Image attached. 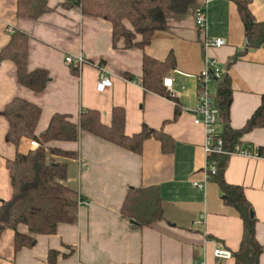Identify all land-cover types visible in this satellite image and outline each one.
I'll use <instances>...</instances> for the list:
<instances>
[{
	"label": "crops",
	"instance_id": "obj_1",
	"mask_svg": "<svg viewBox=\"0 0 264 264\" xmlns=\"http://www.w3.org/2000/svg\"><path fill=\"white\" fill-rule=\"evenodd\" d=\"M62 0H48L56 6ZM256 22L264 24V0H246ZM206 9L205 35L221 37L225 44L205 49L194 22V10ZM164 30L154 32L143 48H125L119 40L112 44L111 24L86 16L76 8L60 6L37 19L19 18L16 0H0V49L10 34V26L29 36V69L48 71L50 81L41 92L19 84L15 64L0 61V202L11 194L6 160L16 151L29 149L22 137L16 148L6 138L8 122L4 105L18 96L41 107L36 134L44 131L55 113L77 122L80 111L96 109L102 123L109 125L115 106L124 108L125 134L132 135L147 126L162 130L174 141L172 151H163L154 137L143 141L139 154L120 147L88 131L74 142L50 144L76 153L56 156L67 162L65 184L90 201L79 206L74 224L60 223L53 234L35 235L33 246L14 248V230L0 235V264H50L48 254L56 252V264H234V258L214 257L216 247L236 251L243 234L238 211L224 202L218 183L208 179L205 165L204 129L193 122L191 109L197 101L198 75L206 57L218 59L230 77L232 102L230 124L242 128L260 105L264 95V42L246 49V30L234 0H195L186 13H171ZM84 53L87 61L66 65L67 54ZM175 66L163 77L172 76L173 92L168 95L146 90L141 84L142 58L147 55L164 61L169 54ZM98 64L106 70L112 85L96 89ZM73 67H77L72 70ZM212 93L215 83H211ZM176 109H178L177 115ZM217 130L221 131L218 123ZM245 149H264V127L245 133L240 140ZM86 165L81 168L79 161ZM224 179L240 185L257 220L255 237L264 245V157L231 154ZM194 182L203 185L199 188ZM129 186L159 188L163 218L137 228L121 214ZM18 232L27 234L24 224ZM259 264H264V250Z\"/></svg>",
	"mask_w": 264,
	"mask_h": 264
},
{
	"label": "trees",
	"instance_id": "obj_2",
	"mask_svg": "<svg viewBox=\"0 0 264 264\" xmlns=\"http://www.w3.org/2000/svg\"><path fill=\"white\" fill-rule=\"evenodd\" d=\"M234 1L249 37V44L228 64L248 47H258L264 42V24L256 22L246 0ZM194 2L195 0H62L56 6H50L48 0H16V15L19 18L37 19L55 10L57 6L64 9L73 7L83 15L110 22L113 46L122 40L125 48L143 49L155 31L167 28V19L171 13H186ZM28 41L26 32L13 28L8 42L0 49V61L11 60L15 64L19 84L34 92H41L50 81V75L42 68L29 69ZM174 66L175 58L171 53L164 61L143 55L142 86L146 90L167 96L162 79ZM76 68L73 67L72 70ZM214 83L213 98L218 109V123L221 125L218 137L223 140V152L207 155V160L216 167V173L211 179L218 183L224 202L238 211L243 222L239 247L231 252L234 264H259L264 245L255 237L257 220L254 214L251 215L253 208L240 185L225 181L224 172L231 153L240 146L242 136L254 128L264 127V95L245 125L236 129L230 124V77L224 72L214 79ZM41 112L40 106L18 96L13 97L3 107V115L8 122L7 140L16 148L22 137L35 139L39 143L37 148L26 153L17 150L13 159L6 160L11 194L7 200L0 202V235L7 228L14 230L15 251L23 246H33L35 235L53 234L60 223L74 224L77 221L80 195L65 184L67 162L55 159L56 156L72 158L76 153L52 146L51 142L77 141L80 132L85 130L136 154L141 152L143 141L150 137L157 138L165 152L172 151L174 146V141L168 134L147 126L132 135L125 134V110L119 106L112 108L109 125L101 122L98 110L86 109L80 111L77 122L71 121L65 114H53L46 129L36 134ZM177 113L178 109L175 115ZM257 150L264 155L263 148L259 147ZM121 214L137 228L148 227L154 221L162 219L159 188L129 186L121 205ZM18 224L26 225L28 233L18 232ZM48 258L50 264H56L55 251H50Z\"/></svg>",
	"mask_w": 264,
	"mask_h": 264
},
{
	"label": "built area",
	"instance_id": "obj_3",
	"mask_svg": "<svg viewBox=\"0 0 264 264\" xmlns=\"http://www.w3.org/2000/svg\"><path fill=\"white\" fill-rule=\"evenodd\" d=\"M194 22L198 31L202 34L206 33V9L204 5H199L194 10ZM5 31L9 34L13 32V28L8 26ZM202 46L205 49L209 48H219L225 44V40L221 37L203 36L201 40ZM87 61L84 53L80 52L78 54H67L64 58L66 65H72L77 63L79 65ZM97 68L99 70V80L96 84V89L99 91L104 90L106 86L112 85V81L106 76L107 70L102 64H98ZM224 73V70L219 65V61L213 57H206L204 60V66L198 75V91H197V101L195 106L191 109L194 115L193 122L196 125L202 126L204 129V148L207 154L212 152L221 153L223 152L222 145L223 140L218 137L219 131L217 130L218 125V109L215 106L213 93L210 89L211 83L214 82L215 78L220 77ZM173 77L165 76L162 79V85L166 88L168 92H173L172 90ZM29 149H35L39 146V143L35 139H29L28 141ZM27 150V151H28ZM26 151V152H27ZM22 152V153H26ZM231 154H238L244 157L260 158L264 157L260 154L257 149H245L237 146L236 149ZM80 167L83 168L86 162L83 159L79 161ZM205 170L207 172L208 179H211L216 173V167L213 163L206 161ZM194 185L202 188L203 185L194 182ZM90 201L86 198L79 196L78 207L79 206H89ZM214 257L218 259H230L232 257L231 251L224 247H216L213 250ZM195 264H204V260L198 261Z\"/></svg>",
	"mask_w": 264,
	"mask_h": 264
},
{
	"label": "water",
	"instance_id": "obj_4",
	"mask_svg": "<svg viewBox=\"0 0 264 264\" xmlns=\"http://www.w3.org/2000/svg\"><path fill=\"white\" fill-rule=\"evenodd\" d=\"M249 44V37L247 36L246 37V45H248ZM251 215H253V213H251Z\"/></svg>",
	"mask_w": 264,
	"mask_h": 264
}]
</instances>
